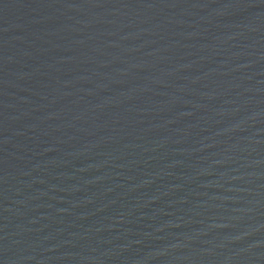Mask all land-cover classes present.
Wrapping results in <instances>:
<instances>
[{
    "label": "water",
    "instance_id": "obj_1",
    "mask_svg": "<svg viewBox=\"0 0 264 264\" xmlns=\"http://www.w3.org/2000/svg\"><path fill=\"white\" fill-rule=\"evenodd\" d=\"M0 264H264V0H0Z\"/></svg>",
    "mask_w": 264,
    "mask_h": 264
}]
</instances>
